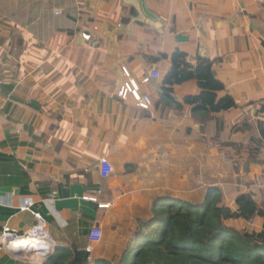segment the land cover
Wrapping results in <instances>:
<instances>
[{
  "label": "crops",
  "instance_id": "obj_1",
  "mask_svg": "<svg viewBox=\"0 0 264 264\" xmlns=\"http://www.w3.org/2000/svg\"><path fill=\"white\" fill-rule=\"evenodd\" d=\"M178 50L216 61L219 95L239 105L224 114L227 141L252 118L247 104L264 97V12L255 1L0 0V236L8 228L25 237L38 211L56 246L92 247L90 260L117 264L158 200H204L218 181L205 175L218 177L230 153L214 142L211 116L177 105L199 94L197 80L163 98ZM125 69L150 95L149 110L118 97ZM152 71L161 78L143 85ZM251 127L233 140L244 144L254 119ZM96 227L103 236L92 244ZM0 264L37 263L0 247Z\"/></svg>",
  "mask_w": 264,
  "mask_h": 264
},
{
  "label": "trees",
  "instance_id": "obj_2",
  "mask_svg": "<svg viewBox=\"0 0 264 264\" xmlns=\"http://www.w3.org/2000/svg\"><path fill=\"white\" fill-rule=\"evenodd\" d=\"M215 65V60L199 55L193 61L185 52L176 51L164 76L163 98L171 99L174 87L197 80L199 94L188 95L177 105L182 109L194 105V112L202 118L211 116L214 142L225 152L234 148L233 152H227L232 155L233 167L239 169L245 162L249 174L255 165L264 164L261 159L264 97L247 104L255 106L252 118L234 124L229 130V139L224 141L222 135L228 131L224 114L238 109L239 105L233 96L219 95L226 91V85L217 78ZM253 119L256 131L247 142L234 141L235 135L251 131ZM243 197L235 209L230 208L224 202L222 190L214 185L204 200L196 204L171 197L158 200L153 217L149 222L140 223L136 238L131 240L117 264H264V198L257 206L262 213L254 210L244 218L242 210L251 206L254 198L251 194ZM90 256L75 246H57L43 264H113L102 259L90 260Z\"/></svg>",
  "mask_w": 264,
  "mask_h": 264
},
{
  "label": "built area",
  "instance_id": "obj_3",
  "mask_svg": "<svg viewBox=\"0 0 264 264\" xmlns=\"http://www.w3.org/2000/svg\"><path fill=\"white\" fill-rule=\"evenodd\" d=\"M56 12L57 14L60 13L59 10H56ZM82 38L88 44L90 45L92 44V36L90 34L83 33ZM124 73L126 74V77L130 79V74L126 69L124 70ZM160 78H161V74L159 72L152 71L151 73L143 77L142 84L148 85V84H151L153 80H157ZM118 97L121 98L122 100H127L129 97H131L132 99L135 100L137 106L144 110H149L153 105L150 95L143 93L140 89V86L136 83L135 80H132V79H130L128 82L124 83L123 86L120 87L118 91ZM102 161H103L102 162V166H103L102 176L106 178L112 173V170H111V166L106 162V160H102ZM86 199L92 202L96 201L93 198H86ZM34 205H35L34 200L27 199L24 202L23 210L32 211ZM32 213L35 217L36 224L23 238H26L28 236H35L47 242V246L45 247V250H38V252L41 253V254H38V259L37 260L31 259L37 264H43L47 260V258L51 256V254L54 252V249L57 246L55 242L52 240V238L50 237L46 229L47 223H46L44 216L38 211H35V212L32 211ZM102 236H103V230L99 227L94 228L90 234L91 243L92 244L99 243L102 240ZM18 238L19 237L16 234L11 233L10 229L5 228L2 235L0 236V247L2 249L3 248L12 249L11 248L12 243H14ZM48 241L50 243H53L52 248L49 247ZM93 250L94 248L88 247L86 252L91 254ZM29 252H30L29 250H26V252L24 253L29 254ZM39 255L43 256V259L40 260Z\"/></svg>",
  "mask_w": 264,
  "mask_h": 264
},
{
  "label": "rangeland",
  "instance_id": "obj_4",
  "mask_svg": "<svg viewBox=\"0 0 264 264\" xmlns=\"http://www.w3.org/2000/svg\"><path fill=\"white\" fill-rule=\"evenodd\" d=\"M255 1V4L262 7V11L264 12V6L262 3L264 0H253ZM248 137H246L247 142ZM245 142V143H246ZM227 152H233V149H227ZM224 153V152H223ZM225 155V156H224ZM221 156L224 161H222V165L220 164V172L218 174V177L211 176V175H205V180L207 181H212L214 182L218 180L217 182L213 183L212 185H217L223 192L224 195V202L226 205L230 208H236L239 202H242L244 200L243 195L248 194L251 190H253L254 194V203L249 206L246 209L242 210V215L244 218H247L251 215V213L256 210L258 213H262V211L257 207L258 203H261V200L264 198V164L260 165H255L253 167V171L248 174V172L245 169V162L241 165L239 169L234 168L232 165V161L230 160L233 159L231 154H225ZM261 159L264 160V153L261 155ZM246 161V159H245ZM209 184V183H206ZM178 194L182 193V191L177 192ZM186 196V193H184ZM190 195V194H188ZM177 201H180V198L176 199ZM244 221V220H243ZM243 223V222H242ZM20 258H25V259H33L32 256H20Z\"/></svg>",
  "mask_w": 264,
  "mask_h": 264
},
{
  "label": "bare ground",
  "instance_id": "obj_5",
  "mask_svg": "<svg viewBox=\"0 0 264 264\" xmlns=\"http://www.w3.org/2000/svg\"><path fill=\"white\" fill-rule=\"evenodd\" d=\"M28 238H18L14 243H12L11 248L17 252L18 256H36L38 259V254H41L38 252V250H45V247L47 246V242L44 240H41L35 236H29ZM31 244H39V245H45V246H32ZM49 247H53V243H50L48 241ZM31 245L30 247H28ZM44 248V249H43ZM26 250H29V254H25ZM39 259H43V256L39 255Z\"/></svg>",
  "mask_w": 264,
  "mask_h": 264
},
{
  "label": "water",
  "instance_id": "obj_6",
  "mask_svg": "<svg viewBox=\"0 0 264 264\" xmlns=\"http://www.w3.org/2000/svg\"><path fill=\"white\" fill-rule=\"evenodd\" d=\"M48 258H49V257H48ZM48 258H47V259H48Z\"/></svg>",
  "mask_w": 264,
  "mask_h": 264
}]
</instances>
